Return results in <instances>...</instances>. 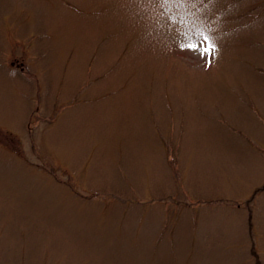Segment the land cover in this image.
Listing matches in <instances>:
<instances>
[{
	"label": "rangeland",
	"instance_id": "374dc122",
	"mask_svg": "<svg viewBox=\"0 0 264 264\" xmlns=\"http://www.w3.org/2000/svg\"><path fill=\"white\" fill-rule=\"evenodd\" d=\"M0 264H264V0H0Z\"/></svg>",
	"mask_w": 264,
	"mask_h": 264
},
{
	"label": "snow or ice",
	"instance_id": "6c2138e0",
	"mask_svg": "<svg viewBox=\"0 0 264 264\" xmlns=\"http://www.w3.org/2000/svg\"><path fill=\"white\" fill-rule=\"evenodd\" d=\"M157 2L160 5H163L165 7L169 6V5H175L176 7H195L197 5V3H205L206 0H157ZM214 2V0H213ZM203 32V29H202ZM202 39H207V40H211L212 41V46L214 47L215 45V38L213 36L210 35V31L209 32H205L204 35H202L201 37ZM186 47L189 50H193L192 45H186ZM210 48H204L203 52L201 53L202 55H206L208 53V51H210Z\"/></svg>",
	"mask_w": 264,
	"mask_h": 264
}]
</instances>
